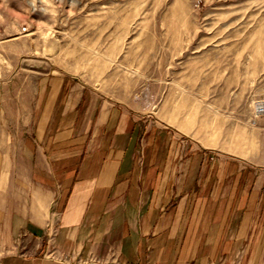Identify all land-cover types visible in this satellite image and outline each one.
<instances>
[{
  "label": "crops",
  "instance_id": "obj_1",
  "mask_svg": "<svg viewBox=\"0 0 264 264\" xmlns=\"http://www.w3.org/2000/svg\"><path fill=\"white\" fill-rule=\"evenodd\" d=\"M74 79L41 77L33 136L0 158V264H264V173Z\"/></svg>",
  "mask_w": 264,
  "mask_h": 264
},
{
  "label": "rangeland",
  "instance_id": "obj_2",
  "mask_svg": "<svg viewBox=\"0 0 264 264\" xmlns=\"http://www.w3.org/2000/svg\"><path fill=\"white\" fill-rule=\"evenodd\" d=\"M52 75L264 173V0H0V158Z\"/></svg>",
  "mask_w": 264,
  "mask_h": 264
},
{
  "label": "built area",
  "instance_id": "obj_3",
  "mask_svg": "<svg viewBox=\"0 0 264 264\" xmlns=\"http://www.w3.org/2000/svg\"><path fill=\"white\" fill-rule=\"evenodd\" d=\"M263 107L261 106V104H259L258 106H257V110L259 111V112H261L263 109H262Z\"/></svg>",
  "mask_w": 264,
  "mask_h": 264
},
{
  "label": "bare ground",
  "instance_id": "obj_4",
  "mask_svg": "<svg viewBox=\"0 0 264 264\" xmlns=\"http://www.w3.org/2000/svg\"><path fill=\"white\" fill-rule=\"evenodd\" d=\"M262 107H264L262 104H261Z\"/></svg>",
  "mask_w": 264,
  "mask_h": 264
}]
</instances>
